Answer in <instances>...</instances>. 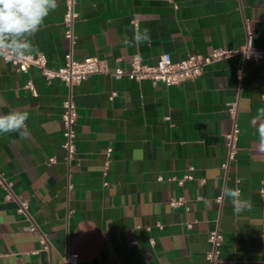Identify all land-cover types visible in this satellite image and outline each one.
<instances>
[{
	"label": "crops",
	"instance_id": "crops-1",
	"mask_svg": "<svg viewBox=\"0 0 264 264\" xmlns=\"http://www.w3.org/2000/svg\"><path fill=\"white\" fill-rule=\"evenodd\" d=\"M79 11L74 58L96 57L110 70L128 67L135 55L155 65L165 53L180 61L247 43L264 49V0H82ZM64 12L58 0L29 38L31 55L43 54L50 68L61 67L69 51ZM144 29L151 41L137 45L133 36ZM29 80L37 95L25 87ZM68 94L40 69L19 72L0 58V114L29 113L26 137L0 136V172L50 243L42 249L0 188V264H65L68 253L78 254V264H208L215 229L223 234L219 264H264V152L253 119L264 107L263 61L229 56L172 87L89 77L73 88L70 165L62 148ZM234 124L237 153L226 169ZM225 188L241 192L240 214L222 196Z\"/></svg>",
	"mask_w": 264,
	"mask_h": 264
},
{
	"label": "built area",
	"instance_id": "built-area-1",
	"mask_svg": "<svg viewBox=\"0 0 264 264\" xmlns=\"http://www.w3.org/2000/svg\"><path fill=\"white\" fill-rule=\"evenodd\" d=\"M82 0H65V12L63 16L64 38L69 45V51L65 55V62L59 68H50L47 65V59L43 54L28 55L24 59H13L11 57L4 58V62L14 66L19 72L27 73L31 68H38L41 70L42 77L46 81L60 80L69 89L67 99L63 102L62 108V122H63V143L62 148L66 151L65 161L68 165L71 164L76 154V125L78 119L77 105L73 96V88L89 77L94 75H106L115 80L127 78L132 81L141 82L144 80L150 81L153 85L163 84L167 87L179 86L185 82L194 80L201 76L205 66L233 55H242L244 60L256 59L264 62V49L254 48L250 43L237 50L219 49L214 50L209 56L189 55L180 61H174L172 56L168 53L162 54L155 65H149L143 62L141 56H133L128 67L117 66L114 70L96 57H87L84 60H76L74 58L75 47V25L80 18L79 4ZM37 95L35 87L31 80L25 86ZM115 93H113V96ZM233 115H236V108L233 106L230 109ZM239 130L234 124L232 130L226 135V145L228 147L227 160L223 165L228 168L231 161L235 159L237 153V140ZM112 148L106 150L105 172L107 175V168L110 163ZM49 163H55V158L49 159ZM180 183L183 180L179 181ZM106 184V183H105ZM0 188L5 192L7 200H14L17 202V212L24 216L29 222L28 229L32 232H37L40 235V243L42 249L50 250L49 239L34 222L29 211L27 201L20 200L13 190V184L9 182L0 172ZM222 203L223 197L220 196L217 200ZM183 200H172L171 206L178 207L182 205ZM161 228V226H159ZM150 230V228H147ZM210 249L206 254L208 264H219L221 261V247L223 244V234L215 229L209 234ZM132 242L131 245H134ZM65 264H78L79 256L76 253H68L65 258ZM235 264V262H231Z\"/></svg>",
	"mask_w": 264,
	"mask_h": 264
},
{
	"label": "clouds",
	"instance_id": "clouds-1",
	"mask_svg": "<svg viewBox=\"0 0 264 264\" xmlns=\"http://www.w3.org/2000/svg\"><path fill=\"white\" fill-rule=\"evenodd\" d=\"M58 7V0H0V57L24 59L33 51L29 41L41 28L43 21ZM133 41L138 45L150 42L148 29L136 32ZM126 44L132 41L125 40ZM29 113L27 111H14L0 114V136L17 133L26 137ZM257 125L258 148L264 152V107L257 110L253 118ZM239 189L225 188L222 196L228 198L233 206L234 213L244 211L246 201L241 199Z\"/></svg>",
	"mask_w": 264,
	"mask_h": 264
}]
</instances>
